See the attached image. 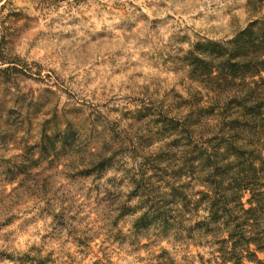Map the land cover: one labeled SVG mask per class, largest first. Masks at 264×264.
Wrapping results in <instances>:
<instances>
[{"label":"rangeland","instance_id":"374dc122","mask_svg":"<svg viewBox=\"0 0 264 264\" xmlns=\"http://www.w3.org/2000/svg\"><path fill=\"white\" fill-rule=\"evenodd\" d=\"M252 18L248 0H0V70L9 67L0 71V264L30 254L58 264H149L160 248L130 252L133 217L119 222L121 235L110 230L114 191L130 190L116 172L122 165L89 178H71L68 167L109 152L131 168L158 152L159 122L197 89L182 57L198 40L232 38ZM64 132L74 134L72 148ZM23 156L40 160L34 173L50 178L47 198L5 182ZM48 204L76 230L101 235L78 247Z\"/></svg>","mask_w":264,"mask_h":264},{"label":"trees","instance_id":"16d2710c","mask_svg":"<svg viewBox=\"0 0 264 264\" xmlns=\"http://www.w3.org/2000/svg\"><path fill=\"white\" fill-rule=\"evenodd\" d=\"M248 9L253 18L232 38L198 40L182 57L186 77L197 89L175 117L167 114L159 122L158 152L131 168L109 152L68 167L71 178H89L122 165L116 172L130 190L114 191L110 230L121 235L119 222L133 217L130 252L160 248L150 253L149 264H264V0H248ZM72 138L64 132L66 148L73 147ZM22 158L5 182H18L15 191L47 198L50 178L34 173L40 160ZM45 210L78 247H90L101 235L94 227L76 230L49 204ZM30 255L20 261L58 264L52 254Z\"/></svg>","mask_w":264,"mask_h":264}]
</instances>
